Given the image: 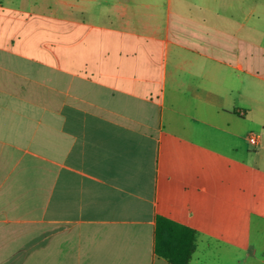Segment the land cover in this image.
<instances>
[{
  "label": "crops",
  "instance_id": "obj_1",
  "mask_svg": "<svg viewBox=\"0 0 264 264\" xmlns=\"http://www.w3.org/2000/svg\"><path fill=\"white\" fill-rule=\"evenodd\" d=\"M263 159L264 0H0V264H264Z\"/></svg>",
  "mask_w": 264,
  "mask_h": 264
},
{
  "label": "trees",
  "instance_id": "obj_2",
  "mask_svg": "<svg viewBox=\"0 0 264 264\" xmlns=\"http://www.w3.org/2000/svg\"><path fill=\"white\" fill-rule=\"evenodd\" d=\"M195 249V230L158 216L156 252L171 264H188Z\"/></svg>",
  "mask_w": 264,
  "mask_h": 264
},
{
  "label": "rangeland",
  "instance_id": "obj_3",
  "mask_svg": "<svg viewBox=\"0 0 264 264\" xmlns=\"http://www.w3.org/2000/svg\"><path fill=\"white\" fill-rule=\"evenodd\" d=\"M259 163H260V160H259ZM261 164H264V159L261 162ZM262 226H264V223L261 221L257 222V224H255L253 226V235H255L253 237V241L255 239V242H257L258 245H259V242H258L259 238L258 237H260L259 235H261V234L257 235L256 233H258V232L260 233V231L262 230L263 234H264V227H262ZM244 245H246V244H244ZM245 247L246 248L240 249L236 246L229 245V246H222L219 248H215L214 249L215 250L214 255H213V251H211L210 252L211 256H209L211 258L209 259V262L206 264H245L243 259L246 256V253L250 254V257L248 260L249 262L247 261L246 264H261L258 261H256L253 257L254 256V254L252 253L253 246L249 245V246H245ZM243 249H245L246 251H243ZM260 250L264 251V248L261 247L257 251V255L261 252Z\"/></svg>",
  "mask_w": 264,
  "mask_h": 264
},
{
  "label": "built area",
  "instance_id": "obj_4",
  "mask_svg": "<svg viewBox=\"0 0 264 264\" xmlns=\"http://www.w3.org/2000/svg\"><path fill=\"white\" fill-rule=\"evenodd\" d=\"M249 140L253 143H255L257 141V135L255 134H252L250 137H249Z\"/></svg>",
  "mask_w": 264,
  "mask_h": 264
}]
</instances>
